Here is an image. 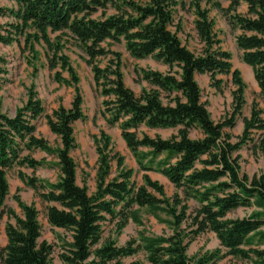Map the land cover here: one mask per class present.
Instances as JSON below:
<instances>
[{"label":"trees","instance_id":"trees-1","mask_svg":"<svg viewBox=\"0 0 264 264\" xmlns=\"http://www.w3.org/2000/svg\"><path fill=\"white\" fill-rule=\"evenodd\" d=\"M0 6V43H17L37 59V44L47 49L48 66L59 83L73 86L70 107L59 106L45 113L35 86L15 116L0 113V217L14 222L5 225L7 243L0 245V264H52L54 245L41 240L40 212L16 194L21 210L8 208L10 187L7 172L14 166L36 169L46 164L30 155L40 149L57 159L59 177L55 182L26 176L20 180L36 191L46 204L48 223L69 233L62 239L63 264H125L124 259L140 250L149 264H210L224 256L230 264H264V249L253 247L256 237L264 239V174L250 177L241 172L239 151L248 146L255 155L264 152L263 110L256 102L243 117V132L234 141L225 129L236 125L245 106L246 85L233 69L231 53L221 47L210 7L217 8L230 26L240 32L236 44L243 62L251 67L264 95V0H8ZM246 3L247 10L239 8ZM192 10L194 29L202 44L192 51L179 36L180 11ZM11 20V21H10ZM56 34L55 38L51 37ZM73 42L91 67L96 90L103 97L102 115L110 125L118 124L127 147L145 171H157L175 187L169 197L165 187L147 173L143 183L133 180V170L124 167V158L114 152L111 137L104 131L94 135L98 155L96 190L90 194L77 181V164L71 152L77 148L74 124L85 120L80 78L64 51ZM124 43L136 59L153 57L168 67L166 72L136 69L138 82H145L140 94L124 81L123 58L111 44ZM33 60V62H32ZM2 61V58H0ZM30 62V61H29ZM104 62V64H102ZM35 73L37 68L34 67ZM67 71L69 78L63 76ZM6 70L0 67V73ZM207 74L211 86L222 89L219 75H231V116L215 122L202 100L197 75ZM2 84H0V89ZM44 116L60 142L52 146L37 136L36 121ZM176 131L170 137L151 136L145 130ZM193 132L200 136L192 137ZM254 133L257 135L254 137ZM28 151L29 154H25ZM118 174L112 177V162ZM253 208L246 217H231L237 209ZM146 208L162 219L171 234L133 238L125 245L102 241L105 221H116L119 230L129 221L142 223L140 210ZM213 232L224 249L202 256H189V244L199 235ZM128 264H143L133 260Z\"/></svg>","mask_w":264,"mask_h":264},{"label":"rangeland","instance_id":"rangeland-1","mask_svg":"<svg viewBox=\"0 0 264 264\" xmlns=\"http://www.w3.org/2000/svg\"><path fill=\"white\" fill-rule=\"evenodd\" d=\"M224 7H227L229 2L221 0ZM13 3L8 0H0V6L12 7ZM204 7H210V15L215 21V30L221 40V47L231 53V63L233 69H238L241 73L242 79L246 85L245 89V106L242 115L237 117L236 125L233 128L225 129L230 133L233 140H238V137L243 132V117L249 116L251 107L254 102L263 110L264 117V95L255 81L251 67L246 65L242 60V53L236 44V35L240 32L230 26L227 18L223 13L210 5L206 1L202 3ZM247 5L242 3L239 12H246ZM181 18L182 31L179 36L183 43L186 44L192 51L200 52L202 44L194 29L195 15L192 10L180 11L177 19ZM9 18L0 17V25H5ZM11 21V20H10ZM56 34H52L54 39ZM110 48L121 52L123 58V74L125 84L131 88L135 93L140 94L144 87H147L145 82H138L136 69H153L161 72H166L168 67L163 63L155 60L153 57L144 59H136L127 51L124 43L111 44ZM37 59L34 66L31 64L32 56L28 51L23 52L21 46L17 43L6 45L0 43V67L5 69V73H0V113L9 116H15L18 109L23 107L28 100V89L34 85L38 93V97L42 100L45 113H52L53 110L59 106L70 107L75 89L73 86L59 83L55 80V71L48 66L47 49L44 44H37ZM64 51L69 56L72 66L75 68L77 75L80 78L79 87L83 96V110L86 115L85 120L77 121L74 124V132L77 143V148L71 152L77 164V181L80 185H86L90 194L96 190V171L98 155L94 144L93 136L100 135L101 131L106 132L112 139L114 145V152H119L124 158V167L132 169L133 180L141 185L143 183V175L147 173L154 180H158L164 185L166 193L171 197L175 193L173 184L161 173L157 171L145 172L138 164L135 156L127 147L121 135V129L118 124L110 125L105 117L102 115V100L103 97L96 90L93 80V73L91 67L85 61L84 53L71 41H67L64 45ZM30 61V62H29ZM33 62V60H32ZM104 64V62L102 63ZM34 67L37 68L35 73ZM64 77L69 78L67 71L62 73ZM222 79V89L217 90L211 86L210 78L207 74L197 75V81L202 89V100L207 103L208 111L211 118L215 122H220L231 116L233 111V96L232 91L235 85L232 81L231 75H219ZM37 136L46 139L52 146L59 145V138L53 134L46 122L44 116L40 117L36 122ZM151 136L161 135L164 138L170 137L176 131L164 129H145ZM200 136L198 132H193L192 137ZM257 135L254 133L253 135ZM25 154H29L25 151ZM239 154L241 156V172L252 177L255 174H264V152L255 155L248 146H244ZM30 155L46 164L32 169L27 166H14L7 172V179L9 182L10 192L6 200L8 208L14 209L17 213L21 210L14 198L18 194L21 199L27 204H34L40 212L39 220L42 226L41 240H46L54 245L53 254L51 256L52 264H63L60 253L63 244L62 239H68L69 233L52 227L46 218V204L40 199L35 190L25 185L19 178V171H22L26 176L37 177L39 179L49 180L55 182L59 177V168L57 166V159L47 154L40 149H34ZM117 161L112 162V177L118 174ZM253 208L241 207L230 214L231 217H246L250 215ZM142 223H129L121 230L118 229L116 221H105L102 225L103 234L102 241L114 240L117 245H125L133 238L139 239L141 233L146 235H164L171 234L170 227L162 221L166 219L164 215L156 217L150 213L146 208L140 210ZM14 222L9 219L7 215L0 217V245L5 246L7 237L5 233L6 223ZM264 229V228H263ZM253 247L264 249V239L260 240L256 237L252 244ZM219 255L224 254V249L221 247L219 240L213 232H205L195 240H193L188 247L189 256H202L218 252ZM133 260H139L143 264H149L146 258V253L142 250L135 256L127 257L124 263L128 264ZM238 260L232 256H224L210 264H230Z\"/></svg>","mask_w":264,"mask_h":264}]
</instances>
